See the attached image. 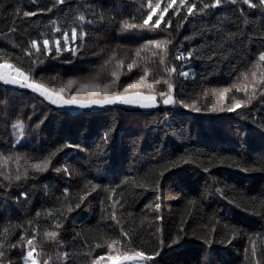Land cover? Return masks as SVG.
Masks as SVG:
<instances>
[{
	"label": "trees",
	"instance_id": "16d2710c",
	"mask_svg": "<svg viewBox=\"0 0 264 264\" xmlns=\"http://www.w3.org/2000/svg\"><path fill=\"white\" fill-rule=\"evenodd\" d=\"M212 2L177 0L154 28L171 0H0V64L67 99L154 95L159 105L70 112L0 83L3 264H25L29 239L38 264H114L136 252L147 264H264V9L203 8ZM73 28L75 55L61 35L72 46ZM168 84L178 103L164 106Z\"/></svg>",
	"mask_w": 264,
	"mask_h": 264
},
{
	"label": "snow or ice",
	"instance_id": "6c2138e0",
	"mask_svg": "<svg viewBox=\"0 0 264 264\" xmlns=\"http://www.w3.org/2000/svg\"><path fill=\"white\" fill-rule=\"evenodd\" d=\"M225 2H229L231 4H237L238 0H225ZM241 2L244 5H247L248 8H250V9H256V8L264 9V0H256L255 3L253 2V0H241ZM56 3L57 4H63V3H65V0H56ZM176 3H177V0H171V3L163 8V14L160 15L156 19V21L152 25V27L160 28L161 22L164 21V15L167 14L169 7H172ZM220 6H222V0H213V2L210 3V4L209 3H204L203 4V8H209V7L216 8V7H220ZM149 7H151V5H149ZM159 8H160V5L157 4L155 6V8L147 15V18L143 20V24L141 25V27L149 25V23L153 19V16L156 15V9H159ZM195 8H196V4L195 3L191 4L190 8L188 9V13L191 14L192 9H195ZM50 10L51 9H49V11ZM18 13H19V10H17V14ZM178 13H179V9L176 10L175 14H178ZM37 14H38L37 12H31V11H24L23 12V16L24 17L35 16ZM79 19L82 21V20H84V17L81 16V17H79ZM171 26H172V22H171V20H168L167 27H171ZM135 27H137V25L128 24L127 22H124V29H130V28H135ZM12 31H15V28H13ZM56 31L60 32L61 29L60 28H56ZM61 35H62V38L64 40V45H65L64 50L72 51L73 54L75 55L76 54L75 53V47H76L75 42L77 40V31H76V29L73 28L71 30V45L72 46H69L68 33L67 32H62ZM84 35H86V34L81 33V39L83 38ZM149 43L150 44H155V46L157 48L161 47V44H160L159 41H149ZM167 43H171V41L169 40V41H167ZM55 44H56L55 51H56L57 54H59L61 52V50H62L61 47H60V39H57L55 41ZM43 46H44L46 54L51 55L52 54V49L49 47V40L48 39H44L43 40ZM31 47L33 49H35L36 52L40 51L39 43L35 39H33L31 41ZM28 55H31V53L29 52ZM137 55H139V53H137ZM191 55H192V53L188 52L187 53V58H191ZM184 58H185V54L184 53H180L179 55L176 56V59H178V60L179 59H184ZM259 60L260 61H264V53L260 54ZM123 63H124L123 60L119 61L120 65H123ZM0 67L11 68L12 65H10V64H0ZM129 71H131V67H129ZM170 71L171 72H176V68L173 67V68L170 69ZM16 72L19 73L21 76H23V73H20L19 69H16ZM179 74L181 76H183V77H188L189 76V73L187 71H182ZM111 75L113 77L117 76L116 72H112ZM143 78H144L143 76L140 77V79H143ZM0 80H3V83H5V84L19 83V87H21V88H30L32 91L39 93L42 97L47 99L50 103H52L54 105L57 104V100L52 98V94L48 93V90L45 89L42 84H37L35 82L28 83L27 82L28 81V77L27 76H24V81L23 82H18V81L13 80V79H7V78H4L2 76H0ZM71 83H72V81H69V84H71ZM135 86H136L135 84L130 83V84L127 85V87L124 89V91L126 92L128 88H133ZM155 86H156L155 84L152 85L153 88H155ZM87 87H88V85H82L81 86L82 89L83 88H87ZM172 91H173L172 85L168 84V91L161 93V96L165 97L162 100V103L164 105L178 103V101H176L174 99V97L171 95ZM228 91H229V89H227V88H225L223 90L224 93H227ZM237 91H239V89H237ZM60 99H63V98L60 97ZM233 99H235V97H233ZM156 102H157V97L154 96V95L140 96L139 100H134L132 97L125 96V95H115V96H113L111 98L92 99V100H88V101L77 100L75 98V96H73L71 99H64L63 100V104L62 105H58V106H77V107L82 108V109H88V108H91L93 106L103 107L105 105H114V104L119 103V104H124V105H136V106H139L141 108H152V107L157 106ZM249 102H250V99H249ZM242 106H243L242 103L237 102L233 107H229L227 109V111L234 112V111H237V109H240ZM185 107H187V105H185ZM14 127H21L22 128V124L14 125ZM104 139L107 140V135H105ZM69 146L71 147V145H69ZM48 163H50V162L49 161H45L44 168H46L48 166ZM34 168L36 170H38V171L44 170V168H42L41 164H35ZM65 171H67V169H65ZM16 179L19 180V179H21V177L19 175H17ZM24 195H26V194H24ZM76 207H79V204H77ZM159 207H160V205L157 204L156 208H159ZM71 210L72 209L69 208V211H71ZM37 215H39V213H37ZM7 231H8V229L5 228L4 232H7ZM45 235H51V236L55 237L56 233L55 232L45 233ZM124 235L126 236L127 234L125 233ZM23 239H24V237L21 236L19 238L18 242L23 240ZM27 245L29 246V250L27 251V254L24 257L25 264H28V261H31V264H38L37 260L34 259V257H33V253L36 251L35 247L33 246V241L31 239L27 240ZM99 246L100 245H97V247H99ZM11 247L14 248V247H16V245L12 244ZM5 255H6V252L4 251V245L2 243H0V264H3V258H4ZM64 255L67 256V253H65ZM134 255H135V257H139L141 259H145L144 254L141 253V252H136ZM128 258L129 257H125V259H128ZM98 259L102 260L103 257H99ZM110 259H112L114 264H116V261H118L119 257H110ZM147 259H150V257L147 258ZM45 264H47V261H45ZM96 264H98V261L96 262Z\"/></svg>",
	"mask_w": 264,
	"mask_h": 264
},
{
	"label": "rangeland",
	"instance_id": "374dc122",
	"mask_svg": "<svg viewBox=\"0 0 264 264\" xmlns=\"http://www.w3.org/2000/svg\"><path fill=\"white\" fill-rule=\"evenodd\" d=\"M0 76H2L4 78H7V79H13V80H16L18 82H23L24 81V75L21 76L12 67L11 68H8V67H0ZM27 82L28 83H32L29 78H28V81ZM0 83H3V80H0ZM7 85L19 87V83L7 84ZM27 89H30V88H27ZM48 93L52 94V98L57 100V104L56 105H54L52 103L51 104L54 105L55 107L59 108V109L68 110L70 112L85 110V109L79 108L77 106H58V105H62L63 104V100L64 99H67V98H65V96H63L62 94L55 93V92H51L49 90H48ZM171 95H172V92H171ZM60 97H62L63 99H60ZM129 97H132L134 100H139V97L140 96L133 95V96H129ZM81 100L82 101H88V100H84V99H81ZM117 104L118 105H124V104H119V103H117ZM114 105H116V104H114ZM169 105H171V104H169ZM169 105H164V106H169ZM106 106H110V105H105L103 107H106ZM125 106L133 107V108H139V109H142V110H150L152 108L157 107V106H155V107H152V108H141V107L136 106V105H125ZM97 108H102V107H100V106H93V107L88 108L86 110L97 109ZM126 257H129V258L128 259H125V257H124L122 259H119L118 261H116V264H147V258H146L145 255H144L145 259H141L139 257H135L134 254L133 255L126 256Z\"/></svg>",
	"mask_w": 264,
	"mask_h": 264
},
{
	"label": "bare ground",
	"instance_id": "6f19581e",
	"mask_svg": "<svg viewBox=\"0 0 264 264\" xmlns=\"http://www.w3.org/2000/svg\"><path fill=\"white\" fill-rule=\"evenodd\" d=\"M160 44H161V43H160ZM168 51H169V49H168ZM165 53H166V52H165ZM169 53H170V52H169ZM157 61H158V59H157ZM170 62H172V60H171ZM168 63H169V62H168ZM161 68H162V67H161ZM166 72H167V71H166ZM159 74H160V73H159ZM160 75H161V74H160ZM163 76H164V74H163ZM163 76H162V77H163ZM159 77H160V76H159ZM162 77H161V78H162ZM165 82H166V81H165ZM161 83H162V82H161ZM161 83H160V84H161ZM151 84H152V83H151ZM159 86H160V85H159ZM163 88H164V87H163ZM163 88H162V89H163ZM152 89H153V88H152ZM164 89H165V88H164ZM157 90H159V88H158ZM159 91H160V90H159ZM159 91H158V92H159ZM163 91H164V90H163ZM160 92H161V91H160ZM159 95H160V94H159ZM159 99H160V98H159ZM157 100H158V99H157ZM157 102H158V101H157ZM159 104H160V102H159ZM122 106H123V105H122ZM158 106H159V105H158ZM60 110H61V109H60ZM151 111H152V110H150V112H151ZM201 135H202V134H201ZM143 143H144V142H143ZM142 160H144V159H142ZM142 162H143V161H142Z\"/></svg>",
	"mask_w": 264,
	"mask_h": 264
}]
</instances>
